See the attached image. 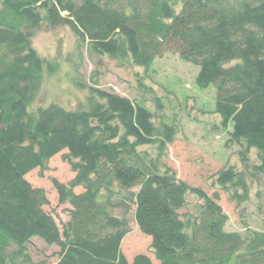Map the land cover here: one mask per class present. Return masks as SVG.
<instances>
[{"label": "trees", "instance_id": "obj_1", "mask_svg": "<svg viewBox=\"0 0 264 264\" xmlns=\"http://www.w3.org/2000/svg\"><path fill=\"white\" fill-rule=\"evenodd\" d=\"M59 27L122 68L149 70L167 53L197 67L196 87H214L213 113L228 144L241 149L242 170L221 169L215 184L240 204L250 182L264 177V0H0V264H47L31 260L34 238L59 249L55 264H153L121 253L131 209L159 264H264V232H226L217 197L158 163L175 123L156 126L143 103L96 88L75 111L55 103L29 110L44 67L54 70L33 36ZM154 103L161 108L159 98ZM150 146L155 161L140 151ZM64 151L74 178L54 181L59 203L70 207L60 230L43 209L44 192L25 176ZM190 195L202 204L180 214Z\"/></svg>", "mask_w": 264, "mask_h": 264}, {"label": "rangeland", "instance_id": "obj_2", "mask_svg": "<svg viewBox=\"0 0 264 264\" xmlns=\"http://www.w3.org/2000/svg\"><path fill=\"white\" fill-rule=\"evenodd\" d=\"M32 47L39 57L54 66L43 69V78L37 98L30 111L45 108L51 103L75 111L86 101L88 89L116 94L141 102L152 113L156 126L161 122L175 123L177 136L165 147L158 163L174 172L176 178L191 188L202 190L208 197H217L228 221L226 232L245 235L247 231L264 232V177L250 182L248 199L243 203L231 202L215 184L214 176L223 168L242 170L240 147L228 144V131L220 126V119L213 113L215 90L213 86L198 89L195 77L198 68L182 62L177 55L167 53L156 59L149 70L122 68L107 58L90 55L84 45L67 27L42 28L32 39ZM160 99L161 108L154 101ZM231 124L228 130L231 129ZM148 159H157L154 146L140 149ZM66 151L52 157L45 171L38 169L25 176L33 189L42 190L48 201L43 209L50 214L60 230L68 222L67 204H60L54 181L67 185L74 178L69 165L63 160ZM250 164H257L256 152L249 154ZM136 190V189H135ZM81 188L74 190L82 193ZM202 202L193 196L186 199V207L180 214H193ZM129 233L121 243V253L128 262L137 255H147L153 264H159L149 252L150 239L138 230L131 209L128 215ZM27 252L33 262L46 261L55 264L59 249L46 246L34 238L27 244Z\"/></svg>", "mask_w": 264, "mask_h": 264}]
</instances>
